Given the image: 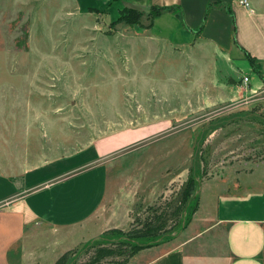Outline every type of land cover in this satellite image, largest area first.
Returning <instances> with one entry per match:
<instances>
[{
	"label": "rangeland",
	"instance_id": "374dc122",
	"mask_svg": "<svg viewBox=\"0 0 264 264\" xmlns=\"http://www.w3.org/2000/svg\"><path fill=\"white\" fill-rule=\"evenodd\" d=\"M214 1L0 0V173L119 144L98 162L110 171L95 220L61 251L50 232L38 264H144L177 247L187 264L230 262L226 229L197 212L209 207L205 188L264 181V85L253 92L243 81L264 84V61L254 69L244 49H229L233 0ZM247 1L264 9V0ZM160 214L163 235L125 240ZM102 249L125 254L103 259Z\"/></svg>",
	"mask_w": 264,
	"mask_h": 264
},
{
	"label": "crops",
	"instance_id": "0c3cea01",
	"mask_svg": "<svg viewBox=\"0 0 264 264\" xmlns=\"http://www.w3.org/2000/svg\"><path fill=\"white\" fill-rule=\"evenodd\" d=\"M182 2L153 0L157 6L181 7ZM227 9L233 16L235 38L226 45L230 50L244 49L253 58L264 61V9L250 13L234 0ZM207 26L212 29L211 23ZM208 29L204 35L220 44L224 34L211 35ZM238 58L236 62L241 63ZM250 83L253 92L264 85L259 76L254 84L250 76ZM114 140L117 139L107 144L97 143L67 162L34 168L18 176L0 173V264H27L29 260L38 264L44 256V247L50 246V232L55 240L52 248L61 251V245H68L72 237L95 220L105 203L110 171L98 162L118 149L119 144L114 146ZM76 159L85 163L58 174L62 164L70 165ZM84 167L86 171L82 170ZM205 190L209 192L206 201L209 207L200 203L197 216L211 228L226 229L225 240L231 256L228 264H264V181L245 180L236 182L232 188L219 186ZM201 209H206L203 215ZM144 264H187V258L184 249L177 247L156 256L151 254Z\"/></svg>",
	"mask_w": 264,
	"mask_h": 264
},
{
	"label": "trees",
	"instance_id": "16d2710c",
	"mask_svg": "<svg viewBox=\"0 0 264 264\" xmlns=\"http://www.w3.org/2000/svg\"><path fill=\"white\" fill-rule=\"evenodd\" d=\"M155 6V5H154ZM156 7V6H155ZM155 10V8H153ZM136 13V12H134ZM124 14H126V12H124ZM139 14V13H138ZM127 15V14H126ZM141 15L139 14V17ZM156 16L159 17L161 16V13L158 12L156 13ZM247 53V52H246ZM247 58L250 61L252 67L254 69H256V66H261V61L253 58L249 53H247ZM258 73L261 77H263L262 79L264 80V76H263V71L261 69L258 70ZM184 190L183 192V198L181 197V207H178L176 209V211L174 212L176 215H179V212L182 208L183 205H185L186 201H187V197L190 194V189ZM183 199V200H182ZM163 215H155L154 218L149 219L142 228L136 229V230H132L131 232L127 233V237H126V241L128 242H135L136 240H140V239H147V238H157L160 237L161 235H163L165 232V228L163 227L164 224L162 223L163 221ZM124 251V250H123ZM122 251L118 252V249H102L98 252V254H101L100 257L107 258V257H116V256H123ZM125 254V253H124ZM64 259H61L58 264H61V262ZM99 261L101 259H98ZM65 262V260L63 261V263ZM62 263V264H63Z\"/></svg>",
	"mask_w": 264,
	"mask_h": 264
},
{
	"label": "built area",
	"instance_id": "2783aa9c",
	"mask_svg": "<svg viewBox=\"0 0 264 264\" xmlns=\"http://www.w3.org/2000/svg\"><path fill=\"white\" fill-rule=\"evenodd\" d=\"M240 4L242 6H244L250 13H255L254 10L251 7V4L247 0H241ZM243 81H244L245 85H248L250 83V77L249 76H245Z\"/></svg>",
	"mask_w": 264,
	"mask_h": 264
}]
</instances>
